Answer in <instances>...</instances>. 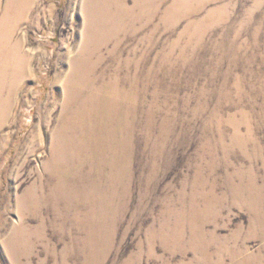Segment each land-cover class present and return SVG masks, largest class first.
<instances>
[{"label": "rangeland", "instance_id": "374dc122", "mask_svg": "<svg viewBox=\"0 0 264 264\" xmlns=\"http://www.w3.org/2000/svg\"><path fill=\"white\" fill-rule=\"evenodd\" d=\"M89 1L33 0L16 29L0 264H264V0H151L107 37Z\"/></svg>", "mask_w": 264, "mask_h": 264}, {"label": "bare ground", "instance_id": "6f19581e", "mask_svg": "<svg viewBox=\"0 0 264 264\" xmlns=\"http://www.w3.org/2000/svg\"><path fill=\"white\" fill-rule=\"evenodd\" d=\"M123 1L124 0H90L87 10L89 9L94 15H99L102 19L106 20V22L98 29L99 26L95 21H88L87 35L95 36L97 34H105L107 37L112 33L114 34L119 27L124 25V14L127 12L131 13L136 8L137 11L141 9L148 15L151 13V0H136L133 8H126L123 5ZM32 2L33 0H7L4 9H0V55L1 53L8 55L7 52H9L11 60L9 63L10 71L8 75L6 73H4V76L0 74V121L5 118L9 110L10 96L14 93L15 86L19 84L25 76L27 57L21 48L20 40L15 37V32L21 20L27 15ZM109 17L113 20H117V23L113 24L114 22H112L108 25V21L110 20ZM71 76L72 79L69 80L73 82V90H75L77 85L79 86L78 81L81 82L82 79L80 78L79 69H73ZM7 88H9V93L4 96L3 92ZM79 91L80 90L71 96H76ZM115 92L119 91L116 90ZM89 112H92L90 108L86 106L79 107L72 114V120L69 121L67 125H75L77 127L82 122L84 126L87 127L89 122L88 119H90ZM53 151L55 165L59 163L62 164L63 148L61 146L60 148L55 146Z\"/></svg>", "mask_w": 264, "mask_h": 264}]
</instances>
